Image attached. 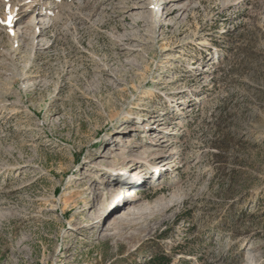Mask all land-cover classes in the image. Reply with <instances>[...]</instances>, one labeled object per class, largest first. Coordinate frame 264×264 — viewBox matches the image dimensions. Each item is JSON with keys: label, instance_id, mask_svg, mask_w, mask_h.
I'll list each match as a JSON object with an SVG mask.
<instances>
[{"label": "rangeland", "instance_id": "374dc122", "mask_svg": "<svg viewBox=\"0 0 264 264\" xmlns=\"http://www.w3.org/2000/svg\"><path fill=\"white\" fill-rule=\"evenodd\" d=\"M9 17L0 264H264V0H0Z\"/></svg>", "mask_w": 264, "mask_h": 264}, {"label": "bare ground", "instance_id": "6f19581e", "mask_svg": "<svg viewBox=\"0 0 264 264\" xmlns=\"http://www.w3.org/2000/svg\"><path fill=\"white\" fill-rule=\"evenodd\" d=\"M171 14L168 13L167 16ZM153 128V127H152ZM134 131H136V127L132 128ZM138 131V130H137ZM124 140L125 141V146L128 150V153L130 152H134L133 149L137 147V139L134 138H129L128 140H125L124 138H122L121 134L117 135V139L114 142H120ZM166 142V141H163ZM115 157L117 158H121V159H125L126 160V154L123 152L117 154ZM141 163L142 161L138 160V158H133L130 165L128 166L129 168H133V171H128V170H119L121 174V180L123 181H127V182H131L130 180H135L136 177L141 176V172L139 170V168L141 167ZM130 172V173H129ZM133 174V175H132ZM133 180V181H134ZM124 183V182H120V183H114L115 185L111 187V190L109 191L110 194V201L111 203H113L114 205V210H119L118 207H120L121 210L119 211H125L127 210V212L125 213V216L127 217H135L136 215L140 214L139 210H136V208L134 207V203L138 200L139 196L137 193V190L135 188L133 189H129V187L127 186L128 184ZM111 203L109 204V206H113L111 205ZM115 203L119 204L116 205ZM117 211V212H119ZM110 213V210H109ZM117 214H120L117 213ZM124 216V213L122 214ZM119 221V223H124L125 221H123V218L121 216V218L119 217L118 220H116V222Z\"/></svg>", "mask_w": 264, "mask_h": 264}, {"label": "trees", "instance_id": "16d2710c", "mask_svg": "<svg viewBox=\"0 0 264 264\" xmlns=\"http://www.w3.org/2000/svg\"><path fill=\"white\" fill-rule=\"evenodd\" d=\"M170 261V256L167 253L163 252L162 250H156L155 248H153L152 252H150L149 257L145 259L144 264H170ZM133 264H136V260H134Z\"/></svg>", "mask_w": 264, "mask_h": 264}, {"label": "snow or ice", "instance_id": "6c2138e0", "mask_svg": "<svg viewBox=\"0 0 264 264\" xmlns=\"http://www.w3.org/2000/svg\"><path fill=\"white\" fill-rule=\"evenodd\" d=\"M10 22H11V17H9L7 21H0V23H10Z\"/></svg>", "mask_w": 264, "mask_h": 264}]
</instances>
